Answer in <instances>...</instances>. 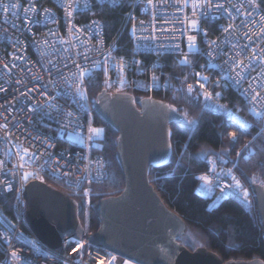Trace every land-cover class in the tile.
I'll return each instance as SVG.
<instances>
[{
    "label": "built area",
    "instance_id": "obj_1",
    "mask_svg": "<svg viewBox=\"0 0 264 264\" xmlns=\"http://www.w3.org/2000/svg\"><path fill=\"white\" fill-rule=\"evenodd\" d=\"M34 2L38 5V14L28 27L25 26L28 17L25 16L23 8L29 6V0H19L21 8L17 10L16 15L9 13L7 19L0 11V87L7 89L6 92H0V105H3L0 107V123L7 122L10 131L14 134L13 137L6 139L4 133L0 132V160L4 161L3 167L0 168V198L14 193L12 218L0 211V243L3 247L0 264H137L126 258H120L99 245L76 240L69 234L62 240L59 248L51 249L41 243L27 226V204L23 195L25 182L21 180L24 171L35 173L30 180L57 184L64 189L62 191L78 195L83 200L89 198L88 184L103 181L107 175L104 158L92 152L93 144L100 142L104 138V133L100 137H94L92 141L86 140L88 124L93 127H103L92 123L86 96L80 98L75 94L74 84L78 82L79 69L75 68L73 62L88 69L85 77L93 72L105 71L107 67V76L104 75L103 84L107 79L116 91L122 92L125 86L142 90L162 89L165 83L160 78L163 67L160 61L155 58L142 65L123 56L119 60L115 53L118 37L124 30H128L133 53L157 56L186 53L187 36L195 35L199 46L195 53L203 58L201 66L206 65L217 73L212 83L215 90L211 88L207 90L213 95L221 92V88L236 91L242 98L246 112L237 111L223 99L222 94L218 100L203 99L204 108L238 125L224 112L215 108L216 103L225 104L231 112L249 124L248 129L254 130L255 136L264 134V120L249 111L253 106L264 110V104L253 105L250 96L244 91L252 82V78L261 71L260 62L252 61L253 68L245 73V81L240 85L228 78L227 69L230 65L225 63L229 57L234 56L235 51L239 50V48L233 49L234 44L248 46L240 57L245 63L248 62L247 58L253 49L259 54V49L264 48V39L252 35L261 30L264 0H255V6L248 0H230V2L213 0L214 4H224V7L233 13L232 18H229L226 12L214 7L198 8L197 15L193 17L192 0H189L187 6L184 5L183 0L179 2L167 0L165 3L154 0L152 5H149L147 0H78V2L77 0H34ZM200 2L203 3V0ZM65 3L72 4L75 9L71 17L65 14L63 8ZM95 4L110 8L126 6L123 24L116 38L107 39L103 22L99 18L90 16L94 12ZM233 5L235 7H232ZM235 8H240L241 11L236 12ZM44 9L51 11L52 19L43 15ZM244 13L252 15L249 17ZM28 15L30 17L32 14ZM193 19L198 20L196 29H192L189 25V21ZM203 21L214 24L216 28L214 35L209 33ZM242 21L256 23H249L246 27L241 26L235 32L231 30L230 33L223 32V28L229 24L239 26ZM133 24L137 27L135 36L132 34ZM70 26H74L71 32H69ZM249 28L252 29L251 32ZM205 30L207 36L204 35ZM246 33L252 35V40L246 38ZM211 40L217 41L221 48L210 47ZM176 45L180 47L177 48ZM85 49L89 51L85 52ZM209 51L213 52L211 58L208 55ZM85 55L87 59L84 58ZM106 58L107 65H105ZM97 61L99 63H96ZM13 62L17 65L16 68L11 67ZM121 62L123 73L120 72ZM5 63L9 65V69L4 68ZM73 73H76V77ZM154 75L159 77L155 84L152 80ZM33 76L39 79H33ZM115 76L124 79L123 87L118 82L121 78ZM17 80H21L22 83L17 84ZM217 80L220 81L219 84L216 83ZM28 90L31 92L27 98L21 96L22 92ZM45 92L47 96L43 95ZM260 93L264 96V90H260ZM37 102L42 107H37L35 112H29L28 106L36 105ZM50 104L58 105L62 111L58 113L55 108L48 107ZM9 108L13 109L11 113ZM66 111L73 112L78 118V123L77 120H73L61 131L63 113ZM5 117H7L6 121ZM69 134L75 135L76 140L70 139ZM45 137L53 147H47L42 143ZM24 149H28L38 158L31 161L26 158L21 161L17 153L23 155ZM57 160H59L58 166L54 163ZM209 162L211 163L208 172L196 175L200 183L205 184L200 179L203 175H207L212 181L211 184H206L212 188L207 196L211 199L215 191H220L221 187L229 184L232 187L226 188L223 193L232 196L241 205L248 206L249 195L246 201L243 197V188L235 187L230 180L232 172L229 173L227 170L232 168ZM21 163L24 164L22 169L19 168ZM65 172L69 175H64ZM7 185H11L12 189L8 190ZM85 191L88 192L87 196L84 195ZM216 204L214 205L212 201L208 208L215 207ZM24 226L29 231L24 230ZM13 250L19 254V259L11 256ZM112 257L115 259L113 260Z\"/></svg>",
    "mask_w": 264,
    "mask_h": 264
},
{
    "label": "trees",
    "instance_id": "obj_2",
    "mask_svg": "<svg viewBox=\"0 0 264 264\" xmlns=\"http://www.w3.org/2000/svg\"><path fill=\"white\" fill-rule=\"evenodd\" d=\"M125 8V5L110 8L95 4L90 16L99 18L103 22L105 37L113 39L121 30ZM203 25L208 27L211 35L216 33L214 24L203 21ZM115 53L119 60L123 56L143 65L157 58L163 65L160 78L165 83L164 88L142 90L125 86L122 92L133 94L136 100L144 96L160 99L174 105L180 114L187 113L188 118L196 119L191 130L183 126V117L181 121L170 123L173 147L169 161L162 166L151 167L148 176L163 203L186 224V232L178 241L190 250L196 246H204L223 260L254 257L264 260V237L250 193L251 183L264 182V134L255 136L254 130L241 129L224 116L204 108L203 90L199 88L197 81L204 83L206 89L215 90L212 83L217 73L206 65L201 66L203 58L199 54L138 55L132 52L128 30H124L118 37ZM184 54L188 55L189 64L181 63ZM197 72L209 79L203 80L196 75ZM104 75V70L88 74L84 79L83 90L92 123L104 128V138L93 144L92 152L104 158L107 175L103 181L88 184V200L69 193L78 201L79 217L86 233L94 232L99 225L94 210L95 203L103 197L118 194L124 186L122 169L116 156L117 133L92 107L96 95L102 89L120 92L103 84ZM118 77L122 78L115 76ZM188 84H192L195 90L191 96L186 91ZM220 91L229 105L246 112L242 98L236 91L230 88H221ZM233 131L237 133L235 140L229 136ZM209 158L233 169L232 176H236L248 191V206L226 196L215 207L208 208L209 199L200 193L196 175L208 170ZM47 183L64 190L57 184ZM13 200L14 193L0 198V211L9 218L13 216ZM23 229L29 231L26 226ZM2 255L3 247L0 243V258Z\"/></svg>",
    "mask_w": 264,
    "mask_h": 264
},
{
    "label": "water",
    "instance_id": "obj_3",
    "mask_svg": "<svg viewBox=\"0 0 264 264\" xmlns=\"http://www.w3.org/2000/svg\"><path fill=\"white\" fill-rule=\"evenodd\" d=\"M168 105L151 96L136 100L128 92L102 89L96 95L94 111L117 133L116 156L124 186L95 203L99 225L86 233L75 198L42 181L25 182L27 226L41 243L57 249L69 234L137 264H264L258 257L223 260L204 246L190 250L178 241L186 224L163 203L148 177L151 167L169 161L170 123L182 120L177 108L172 105L173 112ZM250 193L264 237V186L253 182Z\"/></svg>",
    "mask_w": 264,
    "mask_h": 264
},
{
    "label": "snow or ice",
    "instance_id": "obj_4",
    "mask_svg": "<svg viewBox=\"0 0 264 264\" xmlns=\"http://www.w3.org/2000/svg\"><path fill=\"white\" fill-rule=\"evenodd\" d=\"M78 2V0H77ZM154 2V0H147V3L149 5H152ZM160 3H165L167 2V0H159ZM177 2H179V0H177ZM189 0H183V3L185 6L188 5ZM230 2V0H229ZM248 2L250 4H253L255 6V0H248ZM85 7H87V3H85ZM202 7H214L217 10H222L223 12H226L229 16V18H232L233 13L228 9L224 7V4L222 3H213V0H203V3L200 2V0H192V16L195 17L197 15V9L198 8H202ZM232 7H235L234 5ZM21 8V4L19 3V0H0V11H2L5 14V19H7V16L9 13H11L12 15H16L17 14V10ZM65 14L68 17H71L73 15V12L75 11L74 7L72 4L69 3H65L63 5ZM180 10V9H178ZM236 12H240L241 9L240 8H235ZM23 12L25 14L26 17H28L26 19V23L25 26L28 27L31 23L32 20L35 18V16L38 14V5L34 2V0H29V6L23 8ZM29 13H31L32 15L29 17ZM203 14V13H202ZM43 15L49 19H52V14L51 11L49 9H44L43 10ZM244 15L246 16H251V13H244ZM249 23H256L255 21H242L241 25H234V24H229L227 27L223 28V32L225 33H230L231 32H235L236 30H238L239 27L244 26L246 27ZM69 24L71 25V21H69ZM141 24H143V21H141ZM189 25L192 29H196L198 26V20H190L189 21ZM72 27L74 26H70L69 27V32L72 31ZM260 32H255L252 35L257 36L258 38L264 39V17L261 18V23H260ZM30 30V29H29ZM81 31H83L81 29ZM252 29L249 28V32H251ZM137 33V27L135 24L132 25V34L133 36H135ZM53 35H55V33H53ZM204 35L207 36V31L205 30ZM252 35H248L247 33L245 34L246 38L248 40H252ZM187 48H188V52L191 53L193 52V50L196 49L197 44V37L195 35H188L187 36ZM64 41H62L63 43ZM209 46L214 48H221V45L217 44V41L215 40H211L209 41ZM177 48H179V45H176ZM236 48H239L238 51H235L234 56L229 57V59L227 61H225L226 64H229L230 67L229 69H227L228 71V78L229 79H233L235 81V83L237 85H240L242 82L245 81V73L250 69L253 68V64L252 61H258L261 64V71L259 73H257L256 77L252 78V82H250L248 84V87L246 89H244L245 93H247L250 96V100L253 103V105L256 104H264V96L261 95L260 90H264V48L259 49V54H257V50L253 49L251 55L247 58L248 62L245 63V61L243 59H240L241 55L243 52H245L248 48L247 45H243V46H238V45H233V49L235 50ZM89 51L88 49H85V52ZM77 55H80V53H77ZM209 57H213V52L209 51L208 53ZM85 59H87V56H84ZM16 59H22V57H16ZM51 63V61L49 62ZM75 68L79 69V76H78V82L74 84L75 87V94L78 95L80 98H85V90L84 89V77L86 72L88 71V69L83 68L81 66V64L79 63H75V61L73 62ZM96 63H99L98 61ZM182 64H189L190 60L188 59V55L184 54L183 59L181 60ZM105 65H107V58L105 60ZM5 69H9V65L7 63H5L4 65ZM55 66V65H53ZM12 68H16L17 65L13 62L12 63ZM65 67H67V65H65ZM29 71H31L29 69ZM50 71V70H49ZM124 68H123V63L121 62V66H120V72L123 73ZM234 73V75H233ZM105 75L107 76V67H105ZM197 76L202 77L203 80H207L209 79L208 76H203L202 73L197 72L196 73ZM73 76L76 77V73H73ZM33 79H39V77L37 76H33ZM187 79V77L185 78ZM152 80L155 84L156 81L159 80V77L157 76H153ZM119 84L121 87H123L124 85V79L121 78L119 81ZM17 84H21L22 81L21 80H17L16 81ZM217 84L220 83L219 80L216 81ZM105 84L107 87H111V84L109 83V81L106 79L105 80ZM197 84L199 85V88L203 90V96L205 101H214V100H218L221 96V92H216L214 95L213 93L209 92L204 83H201L199 80L197 81ZM255 85V86H254ZM226 86V85H225ZM7 89L0 87V92H6ZM187 94L189 96H191V94L194 93V88L192 85H188L187 86ZM29 92H31V90H28V92H22L21 96H24L25 98H27ZM43 95L47 96V92L43 93ZM0 107H3V105H0ZM37 107H42V105L39 104V102H37L36 105H29L28 106V111L29 112H35ZM48 107L50 108H55L56 111L59 113L62 110L59 108L58 105H48ZM83 107V105H82ZM168 109H170L171 111L175 112L176 109L172 106V105H168L167 106ZM215 108L217 110H220L222 112H224L229 118L233 119L241 129H248L249 128V124L240 119L238 116L235 115V113L231 112L227 105L225 104H219L216 103L215 104ZM9 112L11 113L13 111L12 108L8 109ZM237 111H239V109H237ZM249 111L252 112V114L258 118H260L261 120H264V110L258 109L257 107L253 106L252 108L249 109ZM64 115V121L61 122L60 125V130L63 131L68 125H70L73 120H77L78 123V118L74 116L73 112L71 111H66L63 113ZM181 116L183 117V126L188 129L191 130L195 124H196V119L195 118H188V114L187 113H181ZM7 120V117H5V121ZM0 132L4 133V136L6 139L13 137V133L10 131L9 129V124L7 122L4 123H0ZM87 137L86 140L87 141H92L94 137H100L103 133H104V129L103 128H99V127H93L91 124H88L87 126ZM169 136H171V132H169ZM229 136L235 140L237 138V133L235 131L230 132ZM83 142V141H81ZM42 143H44L47 147H53V145L47 140V138L45 137L44 140L42 141ZM172 143L171 141L168 142L167 144V148L169 150L172 149ZM245 147H247V145H245ZM17 155H19V158L21 161H24L26 158L31 161L33 159H37L38 157H36V155L34 153H30L28 151V149H24L23 155H20V153L18 152ZM183 155V153H182ZM239 155V153L237 154ZM55 165H59V160L54 162ZM4 165V161L0 160V168H2ZM14 168L16 167L15 165L13 166ZM24 164L21 163L19 165V168H23ZM85 171H87V168L85 169ZM229 173L232 172V169H228L227 170ZM35 175V173H29V172H24L21 176V180L22 181H28L30 178H32ZM64 175H69V173L65 172ZM40 179H43L42 177H39ZM235 187L237 188H242L241 182L239 179L236 178V176H232L231 177ZM200 179L202 181L205 182V184H211L212 181L209 179V177L207 175H203L200 177ZM262 186H264V182H261ZM232 187V185L229 184H225L223 187L220 188L221 193H223L225 191L226 188ZM7 189L11 190L12 186L11 185H7ZM84 195L87 196L88 192L85 191ZM248 191L247 189H243V197L244 199L247 201L248 200ZM11 256L14 259H19V254L13 250L11 252ZM112 259L114 260L115 257H112Z\"/></svg>",
    "mask_w": 264,
    "mask_h": 264
},
{
    "label": "rangeland",
    "instance_id": "obj_5",
    "mask_svg": "<svg viewBox=\"0 0 264 264\" xmlns=\"http://www.w3.org/2000/svg\"><path fill=\"white\" fill-rule=\"evenodd\" d=\"M197 44V47H196V49L195 50H193V52H191V53H195V52H197L198 51V48H199V46H198V43H196ZM186 53H189L188 52V48L186 47ZM88 106V105H87ZM88 109H89V107H88ZM90 112V111H89ZM68 137L70 138V139H72V140H76V136L75 135H73V134H69L68 135ZM209 161H212V162H214V163H216L217 161H215L213 158H209L208 159ZM208 161V162H209ZM209 163H211V162H209ZM218 163V162H217ZM221 164V163H220ZM222 165V164H221ZM227 167V166H226ZM208 170H209V168H208ZM208 170L206 171V172H208ZM24 172H29V171H24ZM23 172V173H24ZM29 173H31V172H29ZM232 173H233V171H232ZM232 173H231V176H230V180H231V182H233V180H232ZM30 180V179H29ZM24 182H27V181H24ZM199 182V181H198ZM234 183V182H233ZM243 188V187H242ZM244 189V188H243ZM199 190L201 191V193L202 194H205L206 195V197L209 199V203L210 202H212L213 201V204L215 205L216 203L218 204L223 198H225L226 196H230V195H228V194H225V193H221L220 191H215L214 193H213V195H212V198L210 199L207 195H209L210 193H211V191H212V188L210 187V186H206V184H204V183H200L199 182ZM230 197H232V196H230ZM233 198V197H232ZM216 204V205H217Z\"/></svg>",
    "mask_w": 264,
    "mask_h": 264
}]
</instances>
